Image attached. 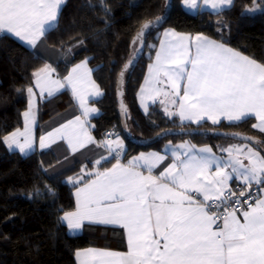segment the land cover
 Listing matches in <instances>:
<instances>
[{
	"label": "snow or ice",
	"instance_id": "snow-or-ice-1",
	"mask_svg": "<svg viewBox=\"0 0 264 264\" xmlns=\"http://www.w3.org/2000/svg\"><path fill=\"white\" fill-rule=\"evenodd\" d=\"M65 2L0 0V33L35 49L40 38L58 26ZM182 4L190 10L200 7L197 0H182ZM203 4L219 13L232 6L233 0H203ZM99 7L105 16L110 14L104 0H99ZM260 7L253 0V7L246 11ZM163 19L157 16L142 24L132 41L134 52L144 46L156 49L155 45H146V37ZM162 37L154 63L148 66L145 84L155 95L173 97L170 102L177 111L169 112L165 107L166 115H178L181 121L197 125L208 121L218 125L222 117L236 124L254 116L258 123L252 127L264 133V63L201 34L191 37L166 29ZM134 60L133 56L124 65L121 77ZM52 71L46 64L32 73L31 86L17 89L27 92L29 103L22 114L24 130L17 128L3 137L9 150L18 149L23 155L34 150V88L51 97L65 87L60 80L51 79ZM64 80L84 108L85 116L97 111L84 107L85 87L100 95L90 79V70H86V61L73 67ZM162 84L170 91L161 89ZM230 135L244 143L221 148V155L209 146L197 148L189 142H169L164 154L141 153L122 164L123 141L118 133H106L100 143L117 162L102 171L97 168L85 172L82 168L83 175L68 178L73 186H83L75 194L76 210L65 212L58 222L66 223L73 234L85 222L120 226L126 231L128 250H78V264H264V155L249 146L254 138ZM57 139L66 140L73 153L96 143L79 116L40 136L39 148H49ZM169 155L171 163L154 174ZM102 162L110 161L101 156L93 162L94 167L102 166ZM232 181L237 182L236 189L231 187ZM253 185L258 189L255 196ZM47 190L54 195L51 188ZM40 194L37 188L35 195Z\"/></svg>",
	"mask_w": 264,
	"mask_h": 264
},
{
	"label": "trees",
	"instance_id": "trees-1",
	"mask_svg": "<svg viewBox=\"0 0 264 264\" xmlns=\"http://www.w3.org/2000/svg\"><path fill=\"white\" fill-rule=\"evenodd\" d=\"M166 1L104 0L110 9V14L105 16L99 0H66L61 6L58 26L43 36L46 44L56 49L75 46L71 62L87 58L93 79L103 90V95L96 100L100 112L90 120L91 131L99 142L111 130L118 133L125 144L120 160L139 150L159 148L167 140L189 138L208 142L218 151L223 142L233 139L213 135H176L149 146H138L122 134L115 90L117 73L134 51L132 41L141 24L161 14ZM180 1L172 0L169 14L147 35L146 45L157 46L161 31L171 28L179 32L199 33L226 43L230 48L264 63L262 0H256L261 7L253 12L246 11V8L253 7V0H233L232 6L219 13L207 10L190 13L182 8ZM154 52L155 49L144 46L122 77L124 119L133 137L148 138L172 127L219 128L247 134L260 141L264 148V133L252 127L253 119L250 117L236 124L224 121L218 125L184 123L176 115H166L156 102L149 106L147 113H141L136 91ZM45 63L41 55L10 35L0 36V264H76L75 252L80 248L92 245L113 249L125 247L124 233L119 227L85 224L81 233L71 235L64 224L58 222L63 212L74 207V186L67 178L81 173L78 162L54 175H47L43 169L56 162L51 149L33 150L21 155L9 151L3 143L4 136L24 123L22 114L27 105V92H18L17 89L31 86L32 73ZM68 65L64 61L56 64L58 76L65 75ZM66 96V91L62 90L40 100L37 104L38 122L65 108L69 98ZM108 160L109 163L102 162L98 169H104L115 161L112 156ZM86 165L91 166V163ZM37 188L40 195H35ZM48 188L54 195L49 194Z\"/></svg>",
	"mask_w": 264,
	"mask_h": 264
},
{
	"label": "crops",
	"instance_id": "crops-1",
	"mask_svg": "<svg viewBox=\"0 0 264 264\" xmlns=\"http://www.w3.org/2000/svg\"><path fill=\"white\" fill-rule=\"evenodd\" d=\"M198 4L200 5L199 9L198 10H190L188 8H185L182 4V0L180 1L181 3V6L182 8L187 11V12H190V13H196L197 11H200V10H207V11H210V12H215L213 9H211V7L209 6H205L203 4V0H197ZM174 30V29H171V28H165L161 31L160 33V36H159V39H158V42H157V46H156V49L159 48V44H160V40L163 38L162 37V33L166 30ZM175 32L179 33V34H185V35H190L191 37H195L196 35H198L199 33H194V34H191V33H185V32H179V31H176L174 30ZM2 34H6V33H0V36ZM202 35V34H201ZM204 36V35H203ZM207 37V36H205ZM14 38V37H13ZM209 38V37H207ZM16 40H18L19 42H21L23 45H25L26 47L30 48L28 45H26L24 42L20 41L19 39L15 38ZM211 40H213L212 38H209ZM215 41V40H214ZM218 42V41H217ZM229 47V46H228ZM75 46H72V47H69L66 51H63V50H57L56 48H53L49 45L46 44V42L44 41V38L41 37L40 40L37 42V46L35 49H33L36 53H38L39 55H41L45 60H46V63L40 67L39 69L43 68L46 64L47 65H50L52 69H54V71H52L51 73V79H54V80H60L62 83L65 84V87L60 89L58 92H56L55 94L61 92L62 90H65L66 91V95L69 97L67 99V106L65 108H63L62 110H60L58 113L46 118L45 120H43L41 123H45V125L43 127H41V132L36 135V123H37V112H36V106H33V109L32 111H34V116H35V124L32 126V133H33V136H34V139H35V147L34 149L35 150H42L39 148V138L40 136L42 135H46L48 132H52L54 129L56 128H59L61 125H64L66 124L68 121H72L74 120L77 116H79L81 118L82 121H85V129L88 133V135L92 136L94 141H96V143H90V144H87L84 148L80 149L79 151L73 153L71 151V149L69 148L68 144H67V141L66 140H60V139H57L55 143H51L50 147L49 148H46V149H51L53 152L57 153L58 151L59 152H62L61 150L62 149H65L67 152H69V156H72L70 157L71 159H73L72 163L73 162H84L85 164H88V163H91V166L90 165H86L84 166V171L85 172H94L97 170L98 166L97 167H94V164L93 162L97 159H100L101 156H105L107 158L111 157L109 154H108V151L103 147V145L97 141L91 131V118H93L94 116H97L100 112L98 106L96 105V100H98L102 95H103V90L99 87V85L95 82V80L93 79V76H92V68L89 66L88 64V61H87V58H82V59H79L75 62H71L70 59L72 57V54H73V50H74ZM32 49V48H31ZM155 49V50H156ZM233 49V48H232ZM235 50V49H234ZM243 54V53H242ZM245 55V54H243ZM247 56V55H245ZM249 57V56H248ZM154 60H155V52H154V55H153V58L151 59V61H149L146 66H145V71H144V74H143V77L141 79V82L137 88V91H136V101H137V106L140 110L141 113L145 114L147 113L148 109H149V106L152 104V103H158L159 106L161 107V109L164 111L165 107L168 108V111L169 112H175L177 111V108L176 106L172 105L171 104V99L173 97L169 96V97H165L163 96L162 94L161 95H155L154 93L150 92L149 91V86L145 84V79L146 77L148 76V72H149V69H148V66L149 64H152L154 63ZM58 61H64V62H67L69 63L67 69H66V72H65V75L60 77V76H57L55 74V62H58ZM83 61H86V70H90V79L91 81H93L95 83V85L98 87L99 91H100V95H95L94 93V90L91 89L90 87H85L83 90H82V94H83V97H84V107L85 108H90V109H96L97 111L96 112H90L87 116H85L83 114L84 112V108H82L80 106V102L79 100L73 95L72 91H71V87L67 84V82L64 80V78L69 74V72L71 71V69L73 67H75L76 65L78 64H81V62ZM259 63V62H258ZM37 69V70H39ZM142 87L145 89L144 92H141V89ZM161 89H164V90H168L170 91V88H168L167 85H160L159 86ZM34 92L36 93L35 97H34V104H38V102L44 98H47L49 97L47 95V93L45 92L44 95H42L40 97V95L38 93H40V90L38 88H35ZM54 94V95H55ZM66 96V97H67ZM26 107L24 109L23 112H25L27 109H28V103H29V96L28 94H26ZM161 101H164V103H161ZM145 106H147V111H145ZM165 113V111H164ZM166 114V113H165ZM169 116V115H168ZM178 117V119L180 120L179 116L176 115ZM253 119V124L255 123H258V121L255 119V117H250ZM24 119V117H23ZM181 121V120H180ZM221 121H224V122H227V123H230L229 121H227L225 118H221ZM181 122H184V123H191L189 121H181ZM210 124L211 121H208ZM40 123V124H41ZM191 124H195V123H191ZM252 124V125H253ZM24 123H23V126L20 127L19 129L21 131L24 130ZM258 130V129H257ZM15 131V130H14ZM13 132V131H12ZM10 134V133H9ZM8 135V134H7ZM120 137V136H119ZM108 139H115V136H109L107 137ZM23 139V138H21ZM121 139V138H120ZM105 139H103L102 141H104ZM122 140V139H121ZM123 141V140H122ZM169 142H171L173 145H179L181 143H184V142H189L191 145H195L197 148H201V147H205V146H209L213 149V151L217 154V155H221V152H220V149L221 148H227L229 145H233V144H241V143H244L243 141H239L237 139H232L230 141H227V142H223L221 144V147L220 149L217 151L210 143L208 142H199V141H196V140H191L189 138H184V139H178V140H175V141H172V140H167L165 141L159 148H154V149H143V150H139L133 154H131L129 157H127L126 159L124 160H120V162L122 164H127L129 160H131L133 157H136L138 155H140L141 153H144V154H148V153H151V152H160L161 154H164V151H165V146L169 144ZM124 143V142H123ZM5 144V143H4ZM125 146V144H124ZM250 146V145H249ZM5 147L9 150V148L7 147V145L5 144ZM45 150V149H43ZM9 151H16L18 153L19 150L18 149H14V150H9ZM114 155V154H113ZM226 155V154H225ZM117 161H113L111 164H109L107 167L105 168H111L112 167V164H115ZM171 163V158H170V155H169V158H167L165 161L162 162V164L157 168V169H154V174H158L159 171L163 170L164 167L167 166V164ZM245 163H247V161H245ZM90 166V167H89ZM99 170V169H98ZM103 169H101L102 171ZM145 174H147V172L145 171ZM80 175H83V173L81 172H77L76 174H73L72 176L70 177H78ZM87 179V178H86ZM72 184V183H70ZM234 184H237V182L235 181H232L230 182V185L233 186ZM83 185L82 184H76L74 187H73V190H72V195H73V202H74V207L71 209V210H68V211H65V212H73L76 210V191H77V188L78 187H82ZM63 212L61 216L64 215ZM239 214V213H238ZM64 224L67 232L71 235H76V234H79L81 233L82 229L79 230V232L73 234V233H70L69 232V229L67 228L66 226V223H62ZM85 224H89L87 222H85ZM101 225V224H99ZM105 226H112V225H105ZM114 227H119L121 228L120 226H114ZM123 233H124V241H125V247L123 249H113V248H109V247H103V246H96V245H92V246H87V247H84V248H80L78 250H83V249H98V250H110V251H114V252H127L128 250V245H127V239H126V231L121 228ZM76 250V252L78 251ZM75 252V254H76ZM75 262L76 264H78V261H77V258H76V255H75Z\"/></svg>",
	"mask_w": 264,
	"mask_h": 264
},
{
	"label": "water",
	"instance_id": "water-1",
	"mask_svg": "<svg viewBox=\"0 0 264 264\" xmlns=\"http://www.w3.org/2000/svg\"><path fill=\"white\" fill-rule=\"evenodd\" d=\"M166 5H167V7H165V10L157 16H162L164 18L167 17V15L169 14V12L171 10L172 0H167ZM157 16H155V17H157ZM155 17L149 18L145 21L154 20ZM142 24H141V26H142ZM141 26H140V28H141ZM143 49H144V47H143ZM143 49L139 52L133 51V53L130 55V57L126 60V62L119 69V71L117 73V77H116V82H115L118 115H119V119H120V128H121L123 136L129 142H131L135 145H138V146H149V145L157 142L160 139H163V138L168 137V136H176V135H213V136H218V137L232 138L230 134L239 133L243 136L250 137L247 134H244L241 132H236V131H232V130H223V129H219V128H206V127H172V128H166L164 130H161V131L157 132L156 134H154L153 136L148 137V138L138 139V138L133 137L128 132L126 124H125L123 97H122V88H121V82H122L123 76L121 77L120 73H121L122 69L124 68V65L129 61V59L132 58L133 56L135 57V59H137L139 57L140 53L143 51ZM254 141H257V140L254 139L253 142H249V145L254 147L257 151H259L261 153V155H264V148L260 144L259 145L255 144Z\"/></svg>",
	"mask_w": 264,
	"mask_h": 264
},
{
	"label": "rangeland",
	"instance_id": "rangeland-1",
	"mask_svg": "<svg viewBox=\"0 0 264 264\" xmlns=\"http://www.w3.org/2000/svg\"><path fill=\"white\" fill-rule=\"evenodd\" d=\"M57 50L60 51V49H57ZM66 50L67 49H63V51H66ZM58 62H60V61H58ZM58 62H55V65L54 66H56V64ZM55 74L58 76L56 70H55ZM38 94L40 95V97L42 96L40 93H38ZM34 106H36V112H37V103L34 104ZM40 123L41 122H38V117H37L36 130H35L36 135H38L41 132V130H40L41 127H43L45 125V123H41V124ZM61 151L62 152H59L58 151L57 153L54 152L55 153V156H56V162L52 166L43 169L45 174H47V175H54V174L58 173L59 171H62L64 169H67L70 166L74 165V162L72 163L73 159L70 158L72 156H69V152H67L65 149H62ZM21 155H23V154H21ZM77 162L80 164V170L82 168L84 169V166L86 164L84 162H79V161H77ZM67 181H68V178H67Z\"/></svg>",
	"mask_w": 264,
	"mask_h": 264
},
{
	"label": "built area",
	"instance_id": "built-area-1",
	"mask_svg": "<svg viewBox=\"0 0 264 264\" xmlns=\"http://www.w3.org/2000/svg\"><path fill=\"white\" fill-rule=\"evenodd\" d=\"M114 130H111L110 133H113ZM124 151V150H123ZM123 153V152H122ZM122 155V154H121ZM233 189L237 188V184H234L233 186H231ZM257 186L253 185V189L251 190L253 192V195L255 196L257 194ZM237 195H239V192L237 191ZM241 199H244L243 197H241Z\"/></svg>",
	"mask_w": 264,
	"mask_h": 264
}]
</instances>
